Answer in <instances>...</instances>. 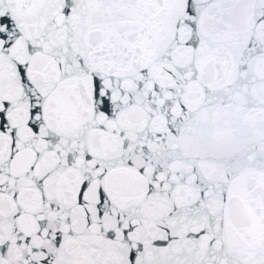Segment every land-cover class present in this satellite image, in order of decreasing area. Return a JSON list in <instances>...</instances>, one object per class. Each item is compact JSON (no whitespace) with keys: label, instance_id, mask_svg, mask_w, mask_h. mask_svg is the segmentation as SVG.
I'll return each mask as SVG.
<instances>
[{"label":"snow or ice","instance_id":"1","mask_svg":"<svg viewBox=\"0 0 264 264\" xmlns=\"http://www.w3.org/2000/svg\"><path fill=\"white\" fill-rule=\"evenodd\" d=\"M0 264H264V0H0Z\"/></svg>","mask_w":264,"mask_h":264}]
</instances>
